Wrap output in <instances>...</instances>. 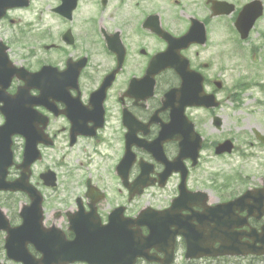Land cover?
I'll use <instances>...</instances> for the list:
<instances>
[{
	"label": "flooded vegetation",
	"instance_id": "1",
	"mask_svg": "<svg viewBox=\"0 0 264 264\" xmlns=\"http://www.w3.org/2000/svg\"><path fill=\"white\" fill-rule=\"evenodd\" d=\"M14 3L0 19V40L16 67L42 71L32 76L35 83L16 112L17 120L36 129L41 140L42 158L33 165L31 181L44 195L45 224L73 240V223L81 226L80 234L106 225L118 230L132 227L131 221L148 210L138 223L143 235L149 233L144 224L151 215L157 223L171 220L170 229L178 232L169 250L171 264H264V252L186 258L187 235L196 230L206 237L212 231L206 227V191L207 203L213 205L251 190L231 205L234 211L221 215L225 221L233 217L232 231L242 250L264 249V170H236L240 158L264 152V141L255 135L246 142L251 152L242 150L244 142L221 155L226 161L216 181L206 175V127L216 109L186 106L185 117L176 116L172 92L183 82L178 66L200 73L206 88L218 80L208 72L211 67L236 66L248 58L264 64V0ZM24 84L15 75L7 91L15 94ZM237 95L230 92L229 98ZM189 121L203 138L196 159ZM218 142H210L212 152ZM24 146V136H16V163L23 160ZM48 170L57 173L56 187L41 179ZM20 175L14 166L10 178ZM18 194L30 202L26 193ZM219 231L226 241L225 226ZM150 253L166 257L156 248ZM137 264L163 263L139 259Z\"/></svg>",
	"mask_w": 264,
	"mask_h": 264
},
{
	"label": "water",
	"instance_id": "2",
	"mask_svg": "<svg viewBox=\"0 0 264 264\" xmlns=\"http://www.w3.org/2000/svg\"><path fill=\"white\" fill-rule=\"evenodd\" d=\"M7 58L4 52L0 55V66L10 65ZM13 74V71H11L9 77ZM187 76L188 78L184 79L181 89L176 91L178 94L183 92L184 98L188 99L190 104L218 105L214 95L204 93L201 81H197L191 73H187ZM5 78L0 82L3 85H5ZM16 100L17 98H11L4 93L0 95V102H5L2 110L6 115V122L0 127V189H24L30 193L33 200L31 205L25 206L22 210L21 214L24 221L18 227L12 228L8 219L0 211V227L7 229L9 233L7 236L9 256L17 260H23L26 264H64L78 259H86L97 264H134L138 256H147V253H145L147 248L156 245L161 240L157 224L149 226L150 234L146 237H142L133 231L130 232V236H124L122 232L118 234L113 229L110 230V227L105 232L89 233V236L81 233L85 239L78 236L70 242L65 239H60L57 242L55 238L50 237L53 234L46 231L42 225L41 196L28 182V172L32 162L30 152L34 146L31 140V130L27 128L26 122L17 120L18 113H16L14 107H18L20 104ZM220 122V120L217 121L218 125H220ZM18 133H22L27 137L26 159L21 164L24 169L22 178L10 183L6 182V176L9 166L13 163L12 136ZM210 211L214 212L213 210ZM215 212H219L218 207L215 208ZM211 217L214 218L213 213H211ZM73 228L77 232L81 230V226L78 224H74ZM29 243H33L42 252L43 257L41 260L32 261V255L22 250L26 249ZM195 244L198 245L197 242L189 240V246Z\"/></svg>",
	"mask_w": 264,
	"mask_h": 264
},
{
	"label": "rangeland",
	"instance_id": "3",
	"mask_svg": "<svg viewBox=\"0 0 264 264\" xmlns=\"http://www.w3.org/2000/svg\"><path fill=\"white\" fill-rule=\"evenodd\" d=\"M210 73L218 76L223 81L224 86L219 94L224 103L217 112L223 117L224 123L221 131H218L215 128L213 129L214 124L210 122L211 124L206 127V139L208 142L230 136L235 137L238 140V144H242V141L254 138L253 128L258 127L264 131V105L260 108L256 106L258 101H264L263 90L258 86L246 84V89L243 92L244 104L241 107H236L234 101L228 98L229 92L236 90L242 80H259L264 83V66L256 65L248 58L234 67H212L210 68ZM245 148L250 147L245 146ZM210 154L211 151H206L207 156H210ZM260 154L264 156V153ZM223 161L219 157L206 158V171L209 174L220 171ZM229 161L232 164L235 163V160L230 159ZM258 161L264 164V157L261 160L258 159ZM256 163V159L249 158L246 161L238 162V169L245 172L262 171V167L259 166L258 168ZM7 197L6 193L0 192V201H7ZM19 222L20 220L17 223ZM2 236L4 237V233L0 234V243L2 242ZM0 260H7L3 251L0 252ZM8 264L21 263L8 261Z\"/></svg>",
	"mask_w": 264,
	"mask_h": 264
}]
</instances>
